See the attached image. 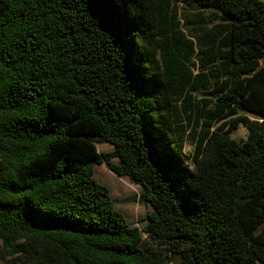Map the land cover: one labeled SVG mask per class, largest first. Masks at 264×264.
<instances>
[{"label": "trees", "instance_id": "obj_1", "mask_svg": "<svg viewBox=\"0 0 264 264\" xmlns=\"http://www.w3.org/2000/svg\"><path fill=\"white\" fill-rule=\"evenodd\" d=\"M0 264H264V0H0Z\"/></svg>", "mask_w": 264, "mask_h": 264}, {"label": "rangeland", "instance_id": "obj_2", "mask_svg": "<svg viewBox=\"0 0 264 264\" xmlns=\"http://www.w3.org/2000/svg\"><path fill=\"white\" fill-rule=\"evenodd\" d=\"M248 117L254 119L253 116L248 115ZM247 134L246 128L243 125H239L231 134V138L240 142L246 139ZM97 150L101 154H106L111 152L113 147L109 144H98ZM190 151V145H186L185 152L188 154ZM111 162L118 164L119 160L114 158ZM94 179L109 189L110 196L115 201L116 210L126 218L128 223L142 230L145 223L140 221L145 218L151 209L133 201L139 199L141 188L131 183L127 178L118 177L107 168L105 163L94 167Z\"/></svg>", "mask_w": 264, "mask_h": 264}]
</instances>
